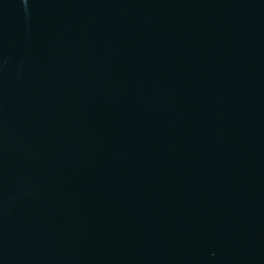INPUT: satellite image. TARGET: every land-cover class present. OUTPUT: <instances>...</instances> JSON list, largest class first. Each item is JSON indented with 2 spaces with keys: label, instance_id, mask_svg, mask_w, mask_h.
Segmentation results:
<instances>
[{
  "label": "water",
  "instance_id": "water-1",
  "mask_svg": "<svg viewBox=\"0 0 264 264\" xmlns=\"http://www.w3.org/2000/svg\"><path fill=\"white\" fill-rule=\"evenodd\" d=\"M0 264H264V0H0Z\"/></svg>",
  "mask_w": 264,
  "mask_h": 264
}]
</instances>
